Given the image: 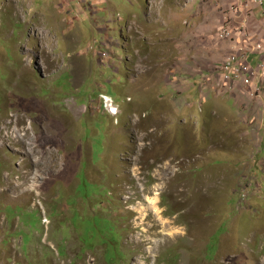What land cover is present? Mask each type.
<instances>
[{"label":"rangeland","instance_id":"1","mask_svg":"<svg viewBox=\"0 0 264 264\" xmlns=\"http://www.w3.org/2000/svg\"><path fill=\"white\" fill-rule=\"evenodd\" d=\"M0 264H264V6L0 0Z\"/></svg>","mask_w":264,"mask_h":264},{"label":"built area","instance_id":"2","mask_svg":"<svg viewBox=\"0 0 264 264\" xmlns=\"http://www.w3.org/2000/svg\"><path fill=\"white\" fill-rule=\"evenodd\" d=\"M253 4L264 6V0H253ZM230 33L225 31L222 33L223 38H228ZM235 53L223 64L220 74L223 85L227 86L231 82H239L246 80L248 84L253 82L254 77H258V74H254L251 68V58L253 56H259V51L262 50L261 44L250 46V44H241L234 41ZM102 109L111 117L118 118L121 114L120 105L117 101L105 94L101 96ZM143 188V186H142Z\"/></svg>","mask_w":264,"mask_h":264},{"label":"crops","instance_id":"3","mask_svg":"<svg viewBox=\"0 0 264 264\" xmlns=\"http://www.w3.org/2000/svg\"><path fill=\"white\" fill-rule=\"evenodd\" d=\"M259 60V56H253V58H252V60H256V61H258Z\"/></svg>","mask_w":264,"mask_h":264},{"label":"clouds","instance_id":"4","mask_svg":"<svg viewBox=\"0 0 264 264\" xmlns=\"http://www.w3.org/2000/svg\"><path fill=\"white\" fill-rule=\"evenodd\" d=\"M112 97V96H111ZM114 98V97H113ZM115 99V98H114ZM116 100V99H115ZM117 101V100H116ZM118 103V102H117ZM119 104V103H118ZM101 105H102V102H101ZM120 105V104H119ZM106 114V113H105ZM108 115V114H107ZM110 116V115H109ZM111 117V116H110ZM114 118V117H112ZM119 118V117H118ZM118 118H114L115 120H117Z\"/></svg>","mask_w":264,"mask_h":264},{"label":"bare ground","instance_id":"5","mask_svg":"<svg viewBox=\"0 0 264 264\" xmlns=\"http://www.w3.org/2000/svg\"><path fill=\"white\" fill-rule=\"evenodd\" d=\"M48 56V55H47ZM105 95V94H104ZM18 187V186H17ZM20 189V188H19Z\"/></svg>","mask_w":264,"mask_h":264}]
</instances>
